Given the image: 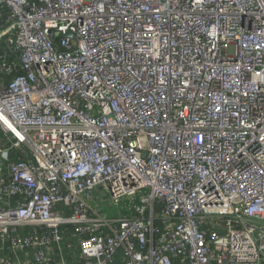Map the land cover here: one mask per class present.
<instances>
[{
	"label": "built area",
	"instance_id": "built-area-1",
	"mask_svg": "<svg viewBox=\"0 0 264 264\" xmlns=\"http://www.w3.org/2000/svg\"><path fill=\"white\" fill-rule=\"evenodd\" d=\"M0 264H264V0H0Z\"/></svg>",
	"mask_w": 264,
	"mask_h": 264
},
{
	"label": "rangeland",
	"instance_id": "rangeland-1",
	"mask_svg": "<svg viewBox=\"0 0 264 264\" xmlns=\"http://www.w3.org/2000/svg\"><path fill=\"white\" fill-rule=\"evenodd\" d=\"M143 194L146 195L147 191H144ZM138 202L139 195L136 197L135 200H132L131 198H124L120 201L119 205L117 206H112L109 201L106 200L101 203L97 208L102 210V212L106 216H130L133 211V208L138 204Z\"/></svg>",
	"mask_w": 264,
	"mask_h": 264
},
{
	"label": "water",
	"instance_id": "water-1",
	"mask_svg": "<svg viewBox=\"0 0 264 264\" xmlns=\"http://www.w3.org/2000/svg\"><path fill=\"white\" fill-rule=\"evenodd\" d=\"M73 38V35L71 34V33H69V32H67V33H65V34H61L60 36H59V38L60 39H63V38Z\"/></svg>",
	"mask_w": 264,
	"mask_h": 264
}]
</instances>
